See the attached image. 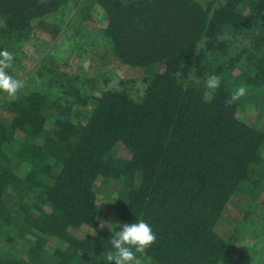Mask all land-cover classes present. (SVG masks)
Wrapping results in <instances>:
<instances>
[{
  "label": "trees",
  "instance_id": "16d2710c",
  "mask_svg": "<svg viewBox=\"0 0 264 264\" xmlns=\"http://www.w3.org/2000/svg\"><path fill=\"white\" fill-rule=\"evenodd\" d=\"M60 29L128 77L88 90L24 50ZM0 49L24 84L0 93V264H106L101 221L136 219L140 264H264V0H0Z\"/></svg>",
  "mask_w": 264,
  "mask_h": 264
},
{
  "label": "clouds",
  "instance_id": "9594fccd",
  "mask_svg": "<svg viewBox=\"0 0 264 264\" xmlns=\"http://www.w3.org/2000/svg\"><path fill=\"white\" fill-rule=\"evenodd\" d=\"M13 54L5 49H0V93L6 94L10 101L17 98L18 91L24 86L23 81L11 75L7 69L12 66ZM208 89H216L220 86V80L216 74L210 73L204 81ZM245 94L243 86L237 87L231 93L229 103ZM111 230V236L107 244L110 248L104 261H114L115 264H140L137 253H143L156 240V233L152 226L144 219H136L132 222H108L101 221ZM115 226V230L111 226ZM119 225V227H117ZM95 235V231L92 232Z\"/></svg>",
  "mask_w": 264,
  "mask_h": 264
},
{
  "label": "rangeland",
  "instance_id": "374dc122",
  "mask_svg": "<svg viewBox=\"0 0 264 264\" xmlns=\"http://www.w3.org/2000/svg\"><path fill=\"white\" fill-rule=\"evenodd\" d=\"M85 22H84L85 27L89 31L94 30V28H96V24L93 21L89 23H85ZM82 34L84 38L82 46L84 47V49L76 48L77 44L79 43L78 41L79 34L77 36H73L72 33H70L67 36L64 34V31L62 29L58 30L56 35L53 37H50L47 33L46 35H42L41 33L42 35L41 38H43L42 41H45L46 44L45 42L41 41L38 42L37 45L26 44L23 47H25L24 50H26V53H30L32 50L34 51L37 50L36 51L37 54L35 53L36 55L34 57L40 56V59L45 62L48 61V60L46 61L45 59L47 57L54 59L61 58L62 60L69 59L75 63H77L79 60L80 65L75 69L76 77H77L75 82L79 84H83L88 90H91L92 88L93 90L99 88L104 80L110 78L111 73H113L114 76L107 81V84L109 86H113L116 83L117 76L122 78L128 77L126 75L127 74L126 71H124L122 67H119V65L113 62V59L110 57H107L102 61H98L99 64L96 63L97 61L93 58L92 54L91 53L90 55L88 54V52L91 51V49L90 46H87L89 42L86 38L87 34L85 31L84 33L82 32ZM84 51L86 52L84 53ZM79 56H83V59L80 60L78 58ZM38 62H40L39 58L36 61L32 62L31 67L36 65ZM17 78L20 79L21 75L18 76ZM248 187L250 188V186ZM251 217L254 218V214L250 215V218ZM256 235H257V228L254 226V224H252V226L248 227V231H246L245 233V240L243 242H246V244H248V246L251 247L254 244L253 242H255L254 237Z\"/></svg>",
  "mask_w": 264,
  "mask_h": 264
}]
</instances>
